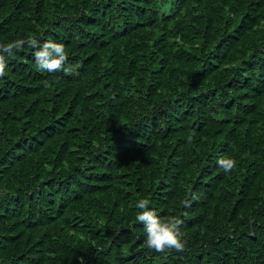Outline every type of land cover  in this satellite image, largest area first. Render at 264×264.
<instances>
[{
  "label": "trees",
  "instance_id": "16d2710c",
  "mask_svg": "<svg viewBox=\"0 0 264 264\" xmlns=\"http://www.w3.org/2000/svg\"><path fill=\"white\" fill-rule=\"evenodd\" d=\"M29 36L78 75L6 57L0 264H264V0H0V44Z\"/></svg>",
  "mask_w": 264,
  "mask_h": 264
},
{
  "label": "clouds",
  "instance_id": "9594fccd",
  "mask_svg": "<svg viewBox=\"0 0 264 264\" xmlns=\"http://www.w3.org/2000/svg\"><path fill=\"white\" fill-rule=\"evenodd\" d=\"M25 45L38 49L34 52V60L35 66L40 71L49 73L64 71L66 75H78V66L68 64V53L64 44L49 40L40 46L35 37L29 36L26 39L0 44V78L6 75V57H11L17 51H22ZM45 85L47 86V81H45ZM191 140L192 137L189 136L188 141L191 142ZM217 164L226 174L236 166L235 160L231 158H221ZM149 203L148 199L142 198L135 205L139 210L135 219L145 226L144 246L157 253H165L173 249L182 252L185 247L180 231L183 221L175 216H158L154 210L149 209ZM185 204L190 206L188 201H185ZM81 264H83V258H81Z\"/></svg>",
  "mask_w": 264,
  "mask_h": 264
}]
</instances>
